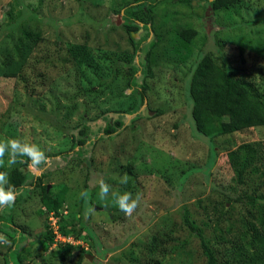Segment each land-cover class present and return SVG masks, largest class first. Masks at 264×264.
I'll use <instances>...</instances> for the list:
<instances>
[{
  "label": "rangeland",
  "instance_id": "obj_1",
  "mask_svg": "<svg viewBox=\"0 0 264 264\" xmlns=\"http://www.w3.org/2000/svg\"><path fill=\"white\" fill-rule=\"evenodd\" d=\"M126 2L132 13L144 15L140 20L147 25L133 35L135 44L139 42L134 52L121 12H116ZM147 5L148 0H0V141L17 138L37 145L48 157L39 171L28 167L27 157L22 158L25 163L10 166L5 157L0 168L16 166L25 175L14 206L0 210L10 224L3 225L0 218V234L11 241L10 246L0 245V264L4 257L13 264L10 247L19 251L20 264H77L76 256L60 259L58 235L86 251L80 264H131V253L136 264H204L196 237L189 239L187 258L168 252L165 236H187L182 205L210 239L219 264H264V202L235 198L229 162L253 155L251 164L262 172L259 193L264 194V125L211 141L193 137L184 96V79L202 51L211 52L217 62L225 60L228 69L250 77L264 92V0H239L216 11L208 0ZM175 24L196 29L194 40L185 46ZM155 32L160 41L149 53L152 76L143 77ZM74 48L87 58L78 63V75L73 69L77 62L66 51ZM11 72L15 75L6 76ZM143 81V104L137 112H123L134 105ZM67 103H72L70 113ZM117 119L121 125L114 123ZM107 125L112 127L109 133ZM80 138L85 143L71 150L72 141ZM46 172L52 193L66 186L54 231L40 201L45 182L32 183ZM124 176L126 184L121 183ZM97 179L111 186L107 198H100ZM84 191L90 193L87 206L93 209L87 218L79 217L86 206ZM125 192L140 197L131 216L116 204ZM6 233L21 238L13 244ZM151 241L156 242L153 250Z\"/></svg>",
  "mask_w": 264,
  "mask_h": 264
},
{
  "label": "trees",
  "instance_id": "obj_2",
  "mask_svg": "<svg viewBox=\"0 0 264 264\" xmlns=\"http://www.w3.org/2000/svg\"><path fill=\"white\" fill-rule=\"evenodd\" d=\"M133 1L135 3H138L141 0ZM178 1L188 3L189 5H191L192 2V0ZM238 1L239 0H208V4L212 10L216 11L218 9L228 8ZM159 2L160 0H148L147 7L150 9V7L158 5ZM132 8L133 7L131 3L126 2L121 8L117 9L116 12H118L119 14L121 12V18L124 20L122 28L127 34L128 42L131 45L132 51L134 52L139 42L135 44L133 35L141 27H145L146 29L147 25H145L143 20H140L142 18L144 19V15L143 17H139L136 13H132ZM140 11L141 13L145 12L143 8H140ZM164 16H166V14ZM152 17L153 16L148 13L146 18L147 21L151 22ZM173 29L185 46L187 43L192 42L197 35L196 29L184 26V24H175ZM159 41L160 34L155 32L154 39L149 42V48L146 51L143 77L152 76L149 64V53L153 48L156 47ZM59 43L60 40L58 37H56V50H58ZM239 50L240 52H243V47L240 46ZM66 51L69 52V56L72 58V60L75 59V61L77 62L76 66L73 68L75 70V74H80L81 72L78 69V63L84 60L87 61L86 56L80 53V50L77 51L75 48L70 50L67 49ZM56 53L57 52L55 51L53 54L54 57L56 56ZM174 53L177 54V49L174 50ZM92 65L93 64L90 61L88 66L90 67ZM14 75V72L6 74V76ZM184 80V96L186 103L189 106V115L188 113H185V119H189L191 122L193 137H200L204 139L207 138L209 141H211V138L219 135H224L232 132H240L244 128L264 125V92H261L258 89L256 84L250 80V77L238 75L231 69H228L225 60L222 59L221 62H217L214 58L211 57V52L202 51L200 53L196 61L192 64L190 74ZM129 83L132 87L133 83H135L134 76L130 77ZM140 87L141 89L136 90V100L134 105L128 109H124L123 112H137L139 110L145 99L144 90L147 88V84L143 81L140 84ZM75 91L80 94L82 93L83 89L76 87ZM64 106L70 113L72 103H67ZM156 112L159 113L160 110H156ZM137 116L138 114L134 117L136 118ZM81 118L84 117L81 116ZM114 123L117 125H121L122 122L117 119ZM104 130L106 133H109L112 130V127L107 125ZM84 143V138L74 139V141H72L70 149L72 150L75 146H81ZM211 151L213 150L211 149ZM76 153L80 154L79 150L76 151ZM252 157L253 155L242 154L238 159L235 160L234 163L231 164V161L229 162L236 181L235 192L237 193V197L235 198L237 200L248 201L249 203L254 204L264 202V194L259 193L260 176L262 172L260 171L259 167L251 164V160L253 161ZM125 168V170L130 173L129 168ZM0 171L8 172L10 186H13L14 188L22 186L25 180V175L18 167H7L6 170L0 169ZM47 175L48 173L46 172L43 175V178L37 176V181L33 183L34 185H37L41 181L45 182L42 183L40 187V201L44 206V212L46 216L48 215V211H54L55 214H58V210L63 202L64 193L66 190L65 185H59V190L56 193H52L51 189H47L48 183L44 180ZM251 177H258L259 180L255 179L254 181ZM83 210L80 211L79 217H82ZM180 217L181 225L187 230V236L183 238H178L176 236L170 235L165 236V239H169L168 252L172 255L177 254V257L185 256L187 258V255L190 254L186 249L187 244L189 243V239L191 237H196L199 241L201 254L204 258V264H219L216 252L214 248L211 247L210 239L207 238V236L204 234L201 226L196 222L187 206L182 205ZM0 218L3 219V221H1L4 222L3 225L10 226L7 220L5 221L1 216ZM83 228L85 229L87 234L93 238L96 246H100L98 237L91 229V227L85 226ZM60 229L63 232L67 233L64 229H62V227ZM6 234L12 238L13 244H15V242L19 238H21L19 234ZM58 244L59 246L57 249H59L61 252L59 257L62 261L66 260L70 256H76V262L77 264H80L86 252L81 246L79 247V245H74L67 242H59ZM43 245L46 246V243L43 242ZM155 246L156 242L153 243L151 241V250H153ZM260 251L264 254V241L262 243ZM162 252L166 251L163 249ZM7 253L13 260V264H20L19 251H15L12 247H10ZM165 255H167V253ZM133 258L134 257L131 253L130 258H128L127 260L131 264H136ZM3 264H9V260L7 257H4Z\"/></svg>",
  "mask_w": 264,
  "mask_h": 264
},
{
  "label": "clouds",
  "instance_id": "obj_3",
  "mask_svg": "<svg viewBox=\"0 0 264 264\" xmlns=\"http://www.w3.org/2000/svg\"><path fill=\"white\" fill-rule=\"evenodd\" d=\"M5 157H7V163L9 166L18 162L25 163L22 158L27 157L28 167L34 171H39L42 166H45L48 162V157L37 145L23 142L17 138H9L5 141H0V168L5 166ZM32 183H35V180ZM96 183L100 188V198H107L110 193L111 186L103 179H97ZM121 183H127V176L121 178ZM48 188L49 184H47V189ZM16 189L17 188H14L9 184L8 172L0 171V210L14 206L17 196ZM81 198L84 200L86 205L83 215L87 218L93 212V209L87 206L90 200V193L88 191L82 192ZM139 201L140 197L137 196L136 198H133L130 192H125L123 195L116 198V204L118 205L120 211H122L126 216H131L137 210L139 207ZM51 212L53 213L58 226L59 217L54 211L47 212L48 222L50 220L49 214ZM0 245L10 246L11 241L7 238V236L0 234Z\"/></svg>",
  "mask_w": 264,
  "mask_h": 264
},
{
  "label": "built area",
  "instance_id": "obj_4",
  "mask_svg": "<svg viewBox=\"0 0 264 264\" xmlns=\"http://www.w3.org/2000/svg\"><path fill=\"white\" fill-rule=\"evenodd\" d=\"M49 219L51 220L50 225L51 224L54 225V227L52 226V231H54V229L56 228L57 224H56V219L54 218V215H53L52 212L49 214ZM56 238L58 240L57 242H61V243H65V242H67V243H73L74 242V241H71V239L69 237L62 236V235H58Z\"/></svg>",
  "mask_w": 264,
  "mask_h": 264
},
{
  "label": "water",
  "instance_id": "obj_5",
  "mask_svg": "<svg viewBox=\"0 0 264 264\" xmlns=\"http://www.w3.org/2000/svg\"><path fill=\"white\" fill-rule=\"evenodd\" d=\"M210 7V6H209ZM90 256V255H89Z\"/></svg>",
  "mask_w": 264,
  "mask_h": 264
}]
</instances>
